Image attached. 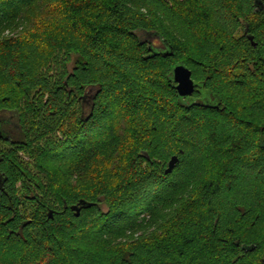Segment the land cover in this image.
<instances>
[{
    "label": "trees",
    "instance_id": "16d2710c",
    "mask_svg": "<svg viewBox=\"0 0 264 264\" xmlns=\"http://www.w3.org/2000/svg\"><path fill=\"white\" fill-rule=\"evenodd\" d=\"M54 1L0 41V264H264V0Z\"/></svg>",
    "mask_w": 264,
    "mask_h": 264
},
{
    "label": "rangeland",
    "instance_id": "374dc122",
    "mask_svg": "<svg viewBox=\"0 0 264 264\" xmlns=\"http://www.w3.org/2000/svg\"><path fill=\"white\" fill-rule=\"evenodd\" d=\"M56 2L54 0H47L45 2L39 3L37 6L31 8L29 11H26L23 17L10 25H6V27L2 30L0 34V41L2 42L5 39H15L17 37L21 38L22 36H26V40L31 39L30 35L34 32L36 33H45L46 25L49 22L48 16L51 9L56 8ZM24 161H29V157L24 156ZM105 208V207H104ZM35 210V209H34ZM34 210L24 211L27 214L32 215ZM154 227L145 226V229H141L138 232H135L133 238H140L143 236V231L152 232ZM258 237L263 235V231L257 233Z\"/></svg>",
    "mask_w": 264,
    "mask_h": 264
},
{
    "label": "water",
    "instance_id": "95a60500",
    "mask_svg": "<svg viewBox=\"0 0 264 264\" xmlns=\"http://www.w3.org/2000/svg\"><path fill=\"white\" fill-rule=\"evenodd\" d=\"M172 80L175 84V90L177 95L180 98H189L192 96L193 92L196 89V84L192 79L191 71L183 64H178L174 67L172 71ZM177 162V157L174 156L170 159L168 163V168L166 172H170ZM80 206L90 207L91 204L86 203L83 200H80L76 205L72 206L71 209L76 212V215L79 216ZM49 218H53V212L50 210L48 212Z\"/></svg>",
    "mask_w": 264,
    "mask_h": 264
}]
</instances>
